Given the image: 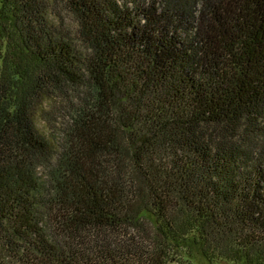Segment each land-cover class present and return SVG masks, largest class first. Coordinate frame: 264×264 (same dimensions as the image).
Instances as JSON below:
<instances>
[{
  "label": "trees",
  "instance_id": "16d2710c",
  "mask_svg": "<svg viewBox=\"0 0 264 264\" xmlns=\"http://www.w3.org/2000/svg\"><path fill=\"white\" fill-rule=\"evenodd\" d=\"M260 137L264 0H0V264H264Z\"/></svg>",
  "mask_w": 264,
  "mask_h": 264
},
{
  "label": "rangeland",
  "instance_id": "374dc122",
  "mask_svg": "<svg viewBox=\"0 0 264 264\" xmlns=\"http://www.w3.org/2000/svg\"><path fill=\"white\" fill-rule=\"evenodd\" d=\"M53 15L50 17L54 24L61 25L65 30H67L74 37L78 35V23L74 19V17L66 10H64L61 6L59 7L57 4L54 5ZM76 95V92H72L69 96ZM59 102V101H58ZM57 108L54 109L52 106L54 105L46 103L44 106V111H40V115L37 117L36 124L40 132L52 143L55 145L56 149L61 152L62 150V129L63 122H65V115L68 113L59 110L57 102H55ZM55 110L56 114L54 116L49 114V111ZM50 115V117H49ZM257 148L264 146V138L260 137L256 140L254 144ZM39 176L43 180L46 179V171L41 169L39 170ZM190 264H212L208 262L197 250H194L192 257L190 258ZM218 264H229L227 262H221Z\"/></svg>",
  "mask_w": 264,
  "mask_h": 264
}]
</instances>
